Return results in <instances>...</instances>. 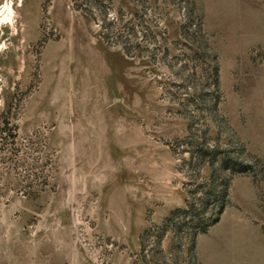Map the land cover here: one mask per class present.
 I'll use <instances>...</instances> for the list:
<instances>
[{"label": "rangeland", "instance_id": "rangeland-1", "mask_svg": "<svg viewBox=\"0 0 264 264\" xmlns=\"http://www.w3.org/2000/svg\"><path fill=\"white\" fill-rule=\"evenodd\" d=\"M0 264H264V0H0Z\"/></svg>", "mask_w": 264, "mask_h": 264}, {"label": "trees", "instance_id": "trees-1", "mask_svg": "<svg viewBox=\"0 0 264 264\" xmlns=\"http://www.w3.org/2000/svg\"><path fill=\"white\" fill-rule=\"evenodd\" d=\"M238 164L239 163H237L234 159H232L229 156H224L222 159V166L223 167H231V168H233L232 170H235V168H239L240 166ZM241 168H244V167H241ZM221 184H222V189L219 190L217 193H214V195H213L214 196L213 200L217 204L216 210L213 213L214 217L211 219V221L209 219L203 218V216L200 217L197 220V225H196L197 230L194 232L195 235H196V233L204 232L211 223H214L215 221H217L219 214L223 211V209L227 203L226 196H227V188H228V186H227L228 185V179L223 180V182ZM207 204H208V201H205L203 207H205ZM194 210H195L194 207L192 205H189L183 211L185 213L189 214V213L193 212Z\"/></svg>", "mask_w": 264, "mask_h": 264}, {"label": "bare ground", "instance_id": "bare-ground-1", "mask_svg": "<svg viewBox=\"0 0 264 264\" xmlns=\"http://www.w3.org/2000/svg\"><path fill=\"white\" fill-rule=\"evenodd\" d=\"M10 3V2H9ZM5 12V10H4ZM14 12V6H13V3H10L8 6H7V14L5 15V19L8 18V20H10V22L12 23L13 25V18H11V14ZM11 13V14H10ZM3 16V15H2ZM2 18V17H1ZM3 20V19H2ZM3 22V21H2ZM14 30H16V28L14 27ZM5 45V44H4ZM6 46V45H5ZM2 47H3V44H2Z\"/></svg>", "mask_w": 264, "mask_h": 264}, {"label": "crops", "instance_id": "crops-1", "mask_svg": "<svg viewBox=\"0 0 264 264\" xmlns=\"http://www.w3.org/2000/svg\"><path fill=\"white\" fill-rule=\"evenodd\" d=\"M209 249L207 250L208 251V254H210V256L213 258L214 255H215V249L213 248V246H212V248H209Z\"/></svg>", "mask_w": 264, "mask_h": 264}, {"label": "clouds", "instance_id": "clouds-1", "mask_svg": "<svg viewBox=\"0 0 264 264\" xmlns=\"http://www.w3.org/2000/svg\"><path fill=\"white\" fill-rule=\"evenodd\" d=\"M11 14V13H10Z\"/></svg>", "mask_w": 264, "mask_h": 264}]
</instances>
